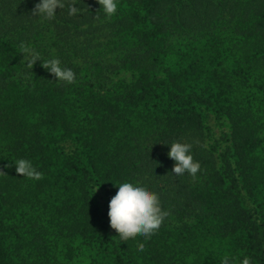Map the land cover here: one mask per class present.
<instances>
[{"label": "trees", "instance_id": "16d2710c", "mask_svg": "<svg viewBox=\"0 0 264 264\" xmlns=\"http://www.w3.org/2000/svg\"><path fill=\"white\" fill-rule=\"evenodd\" d=\"M39 2L0 0V264H264V0H117L111 18L76 0L52 20ZM172 141L195 179L171 173ZM123 182L170 212L150 238L110 227Z\"/></svg>", "mask_w": 264, "mask_h": 264}, {"label": "clouds", "instance_id": "9594fccd", "mask_svg": "<svg viewBox=\"0 0 264 264\" xmlns=\"http://www.w3.org/2000/svg\"><path fill=\"white\" fill-rule=\"evenodd\" d=\"M97 3L100 5V10L97 13L102 11L107 18H111L118 11L117 0H97ZM75 5L76 0H40L32 9V16L52 20L55 18L58 8L65 9L66 7L68 15L75 16L81 11ZM20 53L23 54L26 66L31 71L37 60H42V67L49 70L56 81L67 84L75 83L76 73L71 68L62 67L59 59L43 60L38 52L24 44L20 46ZM191 149L192 145L189 143L179 141L170 143V151L167 155L175 162L171 172L175 176H183L187 173L193 179L197 177L201 165L194 159ZM14 164L18 175L35 181L43 179V173L38 171L30 160L19 158L14 160ZM116 185L118 191L108 205L110 227L116 231V236L121 241H128L135 239L138 235L150 238L158 232L164 220L170 215L169 211L162 208L159 194L139 182H123ZM98 188L99 186L95 191ZM138 250L143 251L144 245H138ZM230 259L229 256H225L222 264H229ZM233 264H236L235 260H233ZM239 264H251L250 257L244 256Z\"/></svg>", "mask_w": 264, "mask_h": 264}]
</instances>
